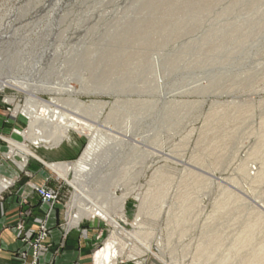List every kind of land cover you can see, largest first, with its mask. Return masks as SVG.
<instances>
[{
    "label": "rangeland",
    "instance_id": "374dc122",
    "mask_svg": "<svg viewBox=\"0 0 264 264\" xmlns=\"http://www.w3.org/2000/svg\"><path fill=\"white\" fill-rule=\"evenodd\" d=\"M0 85V153L47 168L32 190L82 242L43 247L42 224L21 264H95L111 218L117 264H264V0H0ZM44 106L88 133L40 118L63 141L34 147L26 114Z\"/></svg>",
    "mask_w": 264,
    "mask_h": 264
},
{
    "label": "crops",
    "instance_id": "0c3cea01",
    "mask_svg": "<svg viewBox=\"0 0 264 264\" xmlns=\"http://www.w3.org/2000/svg\"><path fill=\"white\" fill-rule=\"evenodd\" d=\"M58 148H51L39 157L46 162L61 159L56 157ZM0 179H5L0 186V264H21L11 252L18 253L24 247H30L26 242L38 236L42 224L47 228L43 247H81L80 234L76 242H71L67 232L57 224L55 209H49L32 190V185L49 187L52 175L46 167L40 168L37 161L18 165L0 153ZM73 255L66 251L52 259L45 249L40 251L39 263L52 264L55 260L54 264H71Z\"/></svg>",
    "mask_w": 264,
    "mask_h": 264
},
{
    "label": "bare ground",
    "instance_id": "6f19581e",
    "mask_svg": "<svg viewBox=\"0 0 264 264\" xmlns=\"http://www.w3.org/2000/svg\"><path fill=\"white\" fill-rule=\"evenodd\" d=\"M2 88L5 87V85H0ZM0 87V88H1ZM71 91H74L71 89ZM46 110H42L39 112V114H36L33 116V114H26L29 117L30 124H29V133L26 139L28 140V143L33 145L34 147H38L40 145H58L60 142L63 141V138L58 139L56 138L54 141H50L49 138L43 137V132L40 128L37 127V123L39 119H45L49 123H57L59 126L63 127L65 131H76L79 134H84L88 133L89 128L86 125H83L80 123L78 120L74 119H66L63 115L55 113L53 111L49 112L47 107L44 106ZM95 143L92 138L89 139L88 146L86 148V152L91 154L94 151ZM25 155H31L26 149H21ZM53 169H57V166H51ZM66 167V166H65ZM76 170V169H75ZM79 172H87L85 167L80 166L78 167ZM78 171H75V174L78 173ZM66 173V170L61 173L60 175L63 176ZM124 200L125 198H122L120 202L117 205V211L119 213V218L123 221H126L125 218V212H124ZM144 206V205H143ZM86 206H83V208L79 209L78 211V218L81 217H88V218H104V214L97 208L90 207V208H85ZM137 221V220H136ZM110 224L112 227L115 229L114 233H112L110 239L106 242V245L104 248L100 251H98L94 258H95V264H117L118 260L122 258L124 254V249H120L119 247H125V246H118L117 244V237L118 234L117 232L120 229L119 224L116 221H113L112 218L110 220ZM122 228V227H121ZM122 230V229H121ZM180 230V229H179ZM123 231V230H122ZM124 233V231H123ZM159 243V242H158Z\"/></svg>",
    "mask_w": 264,
    "mask_h": 264
},
{
    "label": "built area",
    "instance_id": "2783aa9c",
    "mask_svg": "<svg viewBox=\"0 0 264 264\" xmlns=\"http://www.w3.org/2000/svg\"><path fill=\"white\" fill-rule=\"evenodd\" d=\"M36 192L42 197L43 202H49L55 199V196L52 194V192H46L40 189H37ZM33 264L35 263L33 262Z\"/></svg>",
    "mask_w": 264,
    "mask_h": 264
}]
</instances>
